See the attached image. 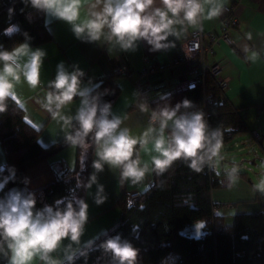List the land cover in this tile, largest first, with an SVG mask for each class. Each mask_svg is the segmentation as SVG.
Returning <instances> with one entry per match:
<instances>
[{"label": "clouds", "instance_id": "1", "mask_svg": "<svg viewBox=\"0 0 264 264\" xmlns=\"http://www.w3.org/2000/svg\"><path fill=\"white\" fill-rule=\"evenodd\" d=\"M226 0H22L25 6L42 12L46 25L50 20L61 21L70 26L75 38L82 42H100L109 52L117 48L122 52L135 51L143 41L150 51L175 47L169 37L181 38L188 27H201L202 20H213L221 15ZM205 5H208L207 9ZM23 11V9H22ZM9 16L14 9H8ZM19 31L17 25H9L4 34L11 36ZM25 41L11 49L0 45V113L7 110V101H17V85L23 82L29 89L41 87V69L47 53L33 49ZM251 39V35L248 34ZM251 59H256L253 54ZM83 70L68 71L63 62L57 64L53 79L46 84V91L36 102L51 119L62 126H78L65 133L66 142L86 151L94 147L96 159L92 167L96 172L119 169L121 184H141L151 171L157 175L166 172L174 162L183 160L196 173L206 164L215 168L214 158L220 157L223 132L210 130L203 111H187L194 103L185 98L174 106L165 103L153 108L149 114L148 128L134 136L132 130L123 126L125 120L111 112V104L100 105V94L81 86ZM79 98L80 106L74 116L61 114V110ZM184 111H181V110ZM141 112L148 113L149 105H139ZM151 143V169L142 163L140 149L147 150ZM222 159V157H221ZM238 168L233 165L229 178L234 182ZM0 180V191L13 181L14 169ZM218 174V173H217ZM96 183L95 173L86 187ZM256 187L264 192V180ZM99 186L96 203L102 204L106 197ZM88 220V204L83 199L55 200L37 208L35 195L19 188L10 189L0 197V257L6 264H73L75 249L85 231ZM70 243L64 248V258L53 257L61 249L63 241ZM110 252L117 264H136L137 250L119 236L101 244Z\"/></svg>", "mask_w": 264, "mask_h": 264}, {"label": "trees", "instance_id": "2", "mask_svg": "<svg viewBox=\"0 0 264 264\" xmlns=\"http://www.w3.org/2000/svg\"><path fill=\"white\" fill-rule=\"evenodd\" d=\"M9 8L14 9L11 17ZM9 25H17L19 31L5 35L4 29ZM24 33L31 46L51 39L42 12L25 6L22 0H0V45L11 49L25 41ZM105 90L117 94L119 87L112 78H103L92 94L101 96ZM185 98L194 103L187 111H203L209 129H221L223 144L249 130L239 111L230 105L215 80L208 76L203 85L155 101L152 108L165 103L174 106ZM7 105V110L0 113V142L7 165L0 168V180L10 174L9 169H14L15 177L0 191V197L16 187L33 193L37 208L60 199H83L94 147L87 149L82 163L79 160L81 149L77 148V164L73 169H66L52 182L29 190L23 181L28 170L70 145L64 138L42 147L38 141L40 129L26 120L20 104L9 100ZM73 126H78L75 121L72 130ZM222 176L216 171L210 172L208 164L202 172L196 173L183 160L174 162L161 175L153 172L152 183L133 205L129 206L125 197L118 200L120 218L117 223L83 246L73 264H117L112 254L101 247L104 241L115 236L137 250L136 264H264V210L225 217L216 214L211 192L222 186ZM256 199L264 201V195L256 194ZM196 222H203L199 236L183 231ZM0 264H6L2 257Z\"/></svg>", "mask_w": 264, "mask_h": 264}, {"label": "crops", "instance_id": "3", "mask_svg": "<svg viewBox=\"0 0 264 264\" xmlns=\"http://www.w3.org/2000/svg\"><path fill=\"white\" fill-rule=\"evenodd\" d=\"M207 7L208 5H205L206 9ZM228 17H235L238 24L224 30ZM43 20L51 39L43 44L31 46L33 49H43L47 53L41 69V87L32 90L21 82L16 88L17 102L22 107L26 120L40 129L38 141L42 147H48L64 139L65 133L72 130V126L65 127L62 126V122L51 119L36 102L38 97H43L47 82L54 78L58 63L63 62L68 71L76 68L83 70L81 86L90 87L93 92L101 79L112 78L119 91L110 103L111 112L125 120L123 126L129 127L134 136H140L149 126L148 119L153 109L152 104L186 89L185 81L188 75L185 67L181 64L172 65L171 62L180 54L181 45L189 35L197 30L203 33L205 42H208L209 34L215 38L211 51L206 55V61L211 65L217 64L220 68L219 76L227 80L228 87L223 92L230 105L239 111L243 120V116L251 110L255 111L257 118L260 114H264V0H226L219 17L211 21L202 20L199 28L188 27L186 31L181 32L180 39L169 37L170 41L175 42V47L154 52L150 51L149 46L143 41L138 43L135 51L122 52L117 48L109 52L106 44L88 43L76 39L70 26L61 21L50 20L46 25L44 13ZM224 31L231 41L230 44L222 38ZM248 34L251 35V39L248 38ZM253 54H256L254 61L251 59ZM118 64L126 67L124 74L115 73ZM148 67H151V70L141 75ZM145 102L149 105L148 113L139 110V105ZM79 106L80 100L77 98L66 105L61 110V114L74 116ZM254 131L258 133V129L248 130L233 138L250 132L254 141L262 143V135L258 133L259 137L256 138L253 135ZM86 151H80L81 163L85 159ZM151 155H155L151 151V143L147 150L140 149L141 161L147 162L150 169ZM94 159H96L95 149L91 155L90 171L83 191V200L88 204V220L80 243L72 245L76 250L75 255L83 246L117 223L120 218V208L117 205L119 199L125 197L127 200L128 195L131 194L140 195L153 180V172L150 171L141 184L132 185L128 182L121 184L119 169H110L105 165L103 171L96 172L92 167ZM76 164L77 147L69 146L28 170L23 181L29 190H36L52 182L66 169H73ZM80 165L82 168L83 165ZM5 166H7L6 156L0 142V168ZM94 173L96 183L88 188L86 185ZM101 185L103 192L100 194L106 199L98 205L95 201ZM214 193L212 190V203L216 205L214 212L224 217L229 215L226 211L233 206L231 207L228 201L215 198ZM246 202L252 205L244 209L253 212L264 210L256 195L248 198ZM238 213L247 212L242 210ZM69 243L68 240L63 241L61 249L53 253V257L63 259L64 248ZM33 264H43V262L37 259Z\"/></svg>", "mask_w": 264, "mask_h": 264}, {"label": "rangeland", "instance_id": "4", "mask_svg": "<svg viewBox=\"0 0 264 264\" xmlns=\"http://www.w3.org/2000/svg\"><path fill=\"white\" fill-rule=\"evenodd\" d=\"M243 117L250 131L258 129L263 142L260 144L254 141L250 132L241 134L224 144L220 150V157L214 158L213 161L216 166L215 171L218 175H223L220 179L222 186L214 189V195L215 198L228 201L229 205L233 206L226 211L229 215L242 210L252 213V210L244 209L252 205L246 201L256 194L264 195V192L256 187L261 180H264V114H260L257 118L255 111L251 110ZM233 165L238 168L234 182L228 175ZM260 205L264 208V201H261ZM202 225L203 222H196L183 231L192 236H199Z\"/></svg>", "mask_w": 264, "mask_h": 264}, {"label": "built area", "instance_id": "5", "mask_svg": "<svg viewBox=\"0 0 264 264\" xmlns=\"http://www.w3.org/2000/svg\"><path fill=\"white\" fill-rule=\"evenodd\" d=\"M238 24V20L235 17H228L225 21L226 30L228 27H235ZM222 38L230 44V39L227 34H222ZM208 42L204 41V35L200 30L192 32L186 41L181 45L180 54L172 59V65H183L186 69L188 78L185 81L186 89H193L198 85H203L205 77H211L215 80L217 87L224 91L227 87V80L219 76L220 68L217 64L211 65L206 61V55L211 51L212 43L215 42V38L212 35H208ZM151 67L145 68L141 75H145ZM126 72V67L124 65L118 64L115 67L116 74H124ZM208 100L204 98V103L207 104ZM149 121V119H148ZM253 135L258 138L259 135L256 131ZM210 172L215 171V168L208 165ZM139 198L138 194H131L127 197V204L133 205ZM215 211V210H214Z\"/></svg>", "mask_w": 264, "mask_h": 264}, {"label": "water", "instance_id": "6", "mask_svg": "<svg viewBox=\"0 0 264 264\" xmlns=\"http://www.w3.org/2000/svg\"><path fill=\"white\" fill-rule=\"evenodd\" d=\"M115 95H116V93L113 90H109V91L102 93V95L100 96V101H99L100 105L103 106V104L106 102L110 103V101H112L114 99Z\"/></svg>", "mask_w": 264, "mask_h": 264}]
</instances>
